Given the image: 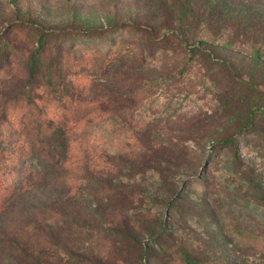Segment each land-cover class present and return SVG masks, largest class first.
Instances as JSON below:
<instances>
[{"label":"rangeland","instance_id":"rangeland-1","mask_svg":"<svg viewBox=\"0 0 264 264\" xmlns=\"http://www.w3.org/2000/svg\"><path fill=\"white\" fill-rule=\"evenodd\" d=\"M32 21L36 25L31 27ZM132 22L172 29L169 44L156 40L163 29L155 30L150 40L124 26ZM22 23L25 37L17 33ZM44 24L99 30L100 40L89 42L90 47L100 46L96 54L93 49L88 52L94 62L87 64V71L97 60H112L111 74L126 70L136 83L133 105L119 112L117 124L109 120L90 128L95 148L87 154L99 166L110 163L108 182L116 192L108 194L102 189L108 182L95 177L82 184L76 180L81 200L70 204L55 235L72 239L74 251L83 250L100 264H126L120 260L123 228L128 239L144 246L160 237L159 242L169 247L172 264H180L181 252L198 261L264 264L257 253L264 246V0H0V40L10 39L19 51L0 70V100L23 85L24 55L34 48ZM114 25L118 28L110 30ZM120 38L128 44L138 40L139 46H116ZM199 41L230 62L231 71L216 61L190 58L187 48ZM138 48L143 51L140 56ZM117 51L128 53L129 62L117 60L120 55L107 56ZM92 74L88 78L109 81ZM43 94L40 85L31 89L30 96L41 99L35 101V109L21 102L10 104L9 119L0 127L1 150L20 139V120L59 113L58 104ZM249 111H254L253 123L243 131L240 124ZM146 134L149 144L143 140ZM227 134L234 135L236 160L228 149L212 146ZM71 169L81 173L82 167L76 163ZM17 202L28 204L26 198ZM111 217V225H101ZM6 219L4 215L0 221ZM93 223L102 230H87ZM235 229L247 231L251 240ZM21 231L18 227L11 233ZM246 246L255 249L238 252ZM13 256V264L19 257L32 263L18 253ZM126 259L132 264L131 257Z\"/></svg>","mask_w":264,"mask_h":264},{"label":"trees","instance_id":"trees-1","mask_svg":"<svg viewBox=\"0 0 264 264\" xmlns=\"http://www.w3.org/2000/svg\"><path fill=\"white\" fill-rule=\"evenodd\" d=\"M125 24L127 25L124 26L128 29L148 36L150 40L153 39L155 30L163 29L161 37L156 39L163 46H167L168 40L172 37V29L164 26L155 28L145 23ZM34 25L36 23L32 21L30 26ZM22 26L23 23L18 25L17 33L25 37L26 30L23 33L20 32L23 29ZM117 28L118 25H114L110 27V30ZM97 34H100L97 29L71 28V26L55 28V26L49 27L44 24L40 30L38 29L34 48L26 51L24 55L23 85L16 94L8 96V99L0 100V127L9 119L11 103L21 102L27 105L28 109L36 108L35 101L41 99L30 96L31 89L36 85H40L43 90L42 97L58 104L55 109L59 111L49 118H29L24 120L25 122L20 120V139L9 142L8 145L11 147L6 151L0 149V218L7 215L6 221H0V264L10 262L13 264L14 259L16 260L13 252L29 259L32 262L30 264H100V262L94 263V258L87 257L83 250L74 251L72 246L75 243L72 239H60L55 235L56 229L60 228L67 219L66 213L71 208L70 204L75 200H81L82 190L80 191V187L77 189L74 184L77 183L76 180L82 184V180L95 177L106 183L113 169L108 161L103 163L109 167L99 166L87 154L91 147L95 148L90 141V134L93 132L90 128L106 124L109 120L116 121L117 124L119 112L130 108L134 102L132 86L136 83L133 75L125 73L126 70L111 74L110 70L114 68L112 60L101 62L97 60L95 65L87 71V66L90 65L88 63L94 62V58L89 59L88 52L93 49L92 54H96L95 51L100 46L95 44L98 46L90 47V40H100L98 38L101 36ZM4 39L0 40V70L3 63L19 54L12 45L13 41L7 39L5 42ZM67 41L69 44L64 50ZM75 45L81 47L75 50L73 48ZM130 45L138 47V40L128 44L120 38V44L116 43L119 47ZM209 47L206 41H199L198 46L188 47L187 52L190 58L198 56L202 62L209 64L216 61L220 68L231 71V63L220 55L214 56L209 51ZM135 51L139 56L143 54L140 48ZM120 54L122 53L117 51L110 55L108 53L107 56L116 55L117 58ZM128 56V53L120 55L117 60L127 63ZM91 73L94 78H108V83L102 84L88 78ZM71 78H75L76 81ZM253 118L254 111H249L246 120L240 124L241 130H248L252 126ZM143 140L145 144H149L148 134L144 135ZM212 146L216 149H228L236 160L237 147L234 135L218 136ZM76 163L82 167L81 173L72 172L71 165ZM102 187L108 194L116 192L110 182ZM22 198H26L28 204L19 206L17 201ZM112 222L114 217H111L109 222L100 221L101 225L106 226L109 223L111 225ZM18 227L22 228L20 233H11L14 229L17 231ZM94 229L102 230L99 223H93L87 227V230ZM6 230L7 233L4 232ZM235 233L249 241L252 238L247 231L241 229H235ZM262 234L264 240V232ZM120 235V240L124 241L119 243L122 245L120 254L122 263L127 264L128 257L132 258V264L173 263L168 254L169 247L165 241L159 242L160 237L149 243V246H144L136 239H128L129 232L125 228ZM245 248L248 249L244 250ZM254 249V247L246 246L238 252L249 254ZM259 249L257 253L264 258V246ZM177 260L180 264H221L212 260H195L190 253L186 252H181ZM241 262L245 263V261ZM14 264L26 263L19 257ZM222 264H231V262Z\"/></svg>","mask_w":264,"mask_h":264}]
</instances>
